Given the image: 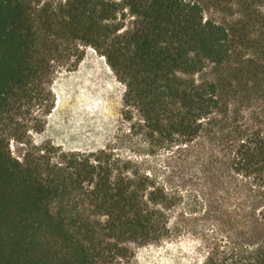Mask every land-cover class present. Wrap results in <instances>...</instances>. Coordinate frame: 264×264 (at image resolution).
<instances>
[{
    "label": "trees",
    "instance_id": "1",
    "mask_svg": "<svg viewBox=\"0 0 264 264\" xmlns=\"http://www.w3.org/2000/svg\"><path fill=\"white\" fill-rule=\"evenodd\" d=\"M64 43L106 59L123 115L168 152L166 183L200 168L204 218L241 198L246 241L209 264H264V0H0V264H106L173 234L177 196L142 161L110 145L11 152L1 124L53 82Z\"/></svg>",
    "mask_w": 264,
    "mask_h": 264
},
{
    "label": "rangeland",
    "instance_id": "2",
    "mask_svg": "<svg viewBox=\"0 0 264 264\" xmlns=\"http://www.w3.org/2000/svg\"><path fill=\"white\" fill-rule=\"evenodd\" d=\"M46 1L57 0H41ZM72 46L62 45L65 57L53 82L44 84L42 90L33 87L29 95L13 102L1 124L11 152L22 156L40 147L96 150L110 145L116 153L142 161L146 170L166 183L168 152L145 138L138 126V114L133 119L123 115L124 84L92 46ZM75 60L80 61L78 66L70 67ZM206 77L217 79L214 68L208 69ZM199 169L179 166L166 183L177 196L175 207L169 211L172 236L158 244L130 243L125 255L106 264H209L208 257L217 249L231 251L234 245L243 246L241 198L228 204L227 214L214 211L204 218L205 177ZM215 191V195L221 193L216 187ZM204 225L207 228L203 232ZM251 239L258 240L256 235Z\"/></svg>",
    "mask_w": 264,
    "mask_h": 264
}]
</instances>
